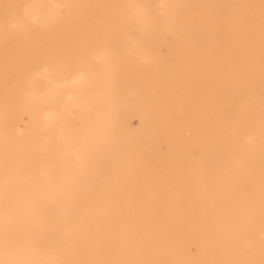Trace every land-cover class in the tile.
I'll use <instances>...</instances> for the list:
<instances>
[{
  "label": "bare ground",
  "instance_id": "1",
  "mask_svg": "<svg viewBox=\"0 0 264 264\" xmlns=\"http://www.w3.org/2000/svg\"><path fill=\"white\" fill-rule=\"evenodd\" d=\"M0 113L88 151L106 204L60 235L113 237L107 264H264V0H0ZM6 144L3 210L29 171Z\"/></svg>",
  "mask_w": 264,
  "mask_h": 264
},
{
  "label": "rangeland",
  "instance_id": "2",
  "mask_svg": "<svg viewBox=\"0 0 264 264\" xmlns=\"http://www.w3.org/2000/svg\"><path fill=\"white\" fill-rule=\"evenodd\" d=\"M102 87L104 86L95 83L75 88L71 107H61L62 104L56 106V125L62 123L82 99L90 98L94 90ZM65 95L67 96L66 90L61 101ZM4 116L0 113V122ZM24 116L16 121L15 128H12L15 131L0 129V139L8 141V144L1 147V152L17 160L26 161L29 167L27 182L20 186L22 197L14 195L12 203L6 202L5 210L0 208V264L111 263L105 259L111 260L114 254L113 244H118L114 242L113 237H109L105 242L101 239L85 240L82 239L84 230L78 233L81 237L64 239L60 235L75 234L72 227L77 222L89 224L88 207L100 209L106 204V194L100 189L85 192L89 182L93 186L96 185L95 179H89L91 169L87 163L88 151L78 143L75 144L81 155V161L78 162L74 154L66 151L59 140L57 128L49 132L46 146H41V139L37 141L36 146L27 145L22 134L16 133V129L23 130L28 118L29 124L35 120L38 125H30L26 133L32 138H37L43 117L41 113L34 114L33 119L29 114ZM88 124L87 121L83 125ZM68 126L77 128L78 124L69 122ZM1 166L0 186H4L7 183L4 176L13 175V170L3 169ZM48 166L52 169L53 185H49L42 175L41 169ZM101 183L99 182V186ZM72 188H76L78 193L63 192ZM55 218L61 221L53 223Z\"/></svg>",
  "mask_w": 264,
  "mask_h": 264
}]
</instances>
